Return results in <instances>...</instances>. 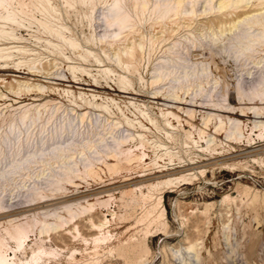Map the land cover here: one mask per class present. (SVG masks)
<instances>
[{
    "label": "rangeland",
    "instance_id": "1",
    "mask_svg": "<svg viewBox=\"0 0 264 264\" xmlns=\"http://www.w3.org/2000/svg\"><path fill=\"white\" fill-rule=\"evenodd\" d=\"M3 1L9 264H264V0Z\"/></svg>",
    "mask_w": 264,
    "mask_h": 264
},
{
    "label": "bare ground",
    "instance_id": "2",
    "mask_svg": "<svg viewBox=\"0 0 264 264\" xmlns=\"http://www.w3.org/2000/svg\"><path fill=\"white\" fill-rule=\"evenodd\" d=\"M179 2H181L182 0H178ZM239 2L240 1H242V0H238ZM237 1V2H238ZM257 1H261V0H257ZM262 4V3H261ZM218 5H219V7H218V12H220V11H222V10H224V9H226V8H229V7H231V3H230V0H218ZM4 6V8H6V6H7V4H5L4 5V1L3 0H0V7H3ZM212 10V9H211ZM205 12H207V10L205 11ZM112 14H113V16H115V21L119 24V25H121L122 23H123V21H124V19L126 18V16L123 14V13H121V5H120V0H117L116 1V4L114 5V8H113V10H112ZM12 17L11 16H7L6 18H3L4 20H10V21H13V19H11ZM7 38L6 37H4V35H3V33H1L0 34V42L1 41H4V40H6ZM1 45V44H0ZM71 45L72 46H74L75 44H73V43H71ZM7 57V55L6 54H4V51H3V49H0V60H3L4 58H6ZM4 68V67H3ZM6 68V67H5ZM8 68V67H7ZM0 70H2V69H0ZM85 83V82H84ZM83 83V84H84ZM93 85V84H92ZM98 86V85H97ZM100 87V86H99ZM123 87V86H122ZM136 94V93H135ZM254 96L255 97H260V100L262 101L263 100V98H264V90L263 91H261V92H259V93H257V94H254ZM87 104V103H86ZM191 104V103H190ZM222 107V106H221ZM223 108H225V107H223ZM239 109V108H238ZM250 109V111L254 114V115H252V116H254V118H259V112H258V110L256 109L255 110V108H249ZM191 111V110H190ZM219 111V110H218ZM187 112H189V111H187ZM249 112V111H248ZM239 114V113H238ZM241 114H243V113H241ZM244 115V114H243ZM246 116V115H245ZM246 121V120H245ZM153 123V122H152ZM251 124V123H250ZM234 128L233 129H235L236 131H238V129H239V126H240V122L239 121H236V123H234ZM264 125V122L263 121H259V122H254V126L255 127H261V126H263ZM263 128V127H262ZM143 160V159H142ZM132 161V159H129V160H127V162H131ZM169 163V162H168ZM162 167V166H161ZM149 169H151V168H149ZM153 170V169H152ZM186 170V169H185ZM155 171V170H154ZM168 173V172H167ZM162 174V173H161ZM153 178H155V177H153ZM144 179V178H143ZM166 184H168V183H166ZM171 186V185H170ZM164 188V187H163ZM165 189H166V187H165ZM169 189V188H168ZM162 191H164V189L162 190ZM165 192V191H164ZM160 200H161V198H160ZM130 210V209H129ZM128 212V211H127ZM146 212V211H145ZM26 239V234H25V232L23 231V230H21V229H17V230H15V232L14 233H11L10 234V240H12L14 243H15V247L18 249V248H20L22 245H23V242H24V240ZM3 245H2V243L0 242V264H9V258H8V256L6 255V253L3 251ZM35 259H37V257H35L34 259H33V261L30 263H27V264H36V260Z\"/></svg>",
    "mask_w": 264,
    "mask_h": 264
}]
</instances>
